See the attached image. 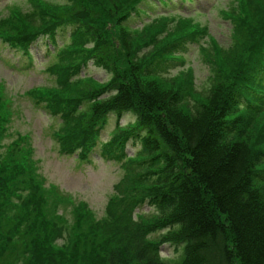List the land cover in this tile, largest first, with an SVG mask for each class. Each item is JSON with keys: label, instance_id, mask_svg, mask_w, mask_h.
<instances>
[{"label": "trees", "instance_id": "1", "mask_svg": "<svg viewBox=\"0 0 264 264\" xmlns=\"http://www.w3.org/2000/svg\"><path fill=\"white\" fill-rule=\"evenodd\" d=\"M190 1L196 0L117 3L110 12L115 31L151 35L121 55L127 67L119 65L122 49L105 24L81 25L62 15L59 27L75 29L71 42L76 31L86 34L85 47L69 50L45 34L54 41L48 50L61 58L55 86L69 96L45 107L60 119L55 137L76 158L91 160L100 149L104 160L121 162L119 207L109 206L97 222L83 217L80 225L42 213L48 198L41 192L49 189L35 176L25 135L7 147L26 154L24 163L8 154L0 159V264H264V48L253 50L259 65L252 68L239 60L224 70L209 58L203 90L189 68L165 74L161 63L182 65L189 35L165 38L167 31L159 38L164 30L148 18ZM157 42L154 57L141 55ZM29 44L20 45L28 59ZM88 64L107 78L82 74ZM107 127L109 137L100 142ZM129 141L138 143L132 155ZM67 227L71 235L58 242Z\"/></svg>", "mask_w": 264, "mask_h": 264}, {"label": "rangeland", "instance_id": "2", "mask_svg": "<svg viewBox=\"0 0 264 264\" xmlns=\"http://www.w3.org/2000/svg\"><path fill=\"white\" fill-rule=\"evenodd\" d=\"M173 1L178 3V0ZM119 2L0 0V159L8 154L18 164L24 163L26 154H14L10 149L15 148L7 150V147L27 135L30 144L26 148L31 150L27 156L33 162L35 176L49 189L41 192L45 200L48 198V203L40 210L66 222V226L82 224L83 217L100 221L106 218L109 206L110 210L119 207L117 201L120 198L115 195V187L124 176L121 162L104 160L100 149L92 152L91 160L76 158L61 150L62 145L54 133L61 124L60 119L49 114L45 107L50 102L69 96L59 93L55 86L58 77L56 69L61 58L48 50L54 41L52 43L45 34L49 33L58 41V46L69 50L76 44L84 43L86 34L76 31L71 42L69 35L75 29L68 32L59 27L62 15H72L81 25L104 28L106 25L113 32L112 39L122 49L119 65L127 67L126 59L121 55L124 52L133 53L151 35L144 31L140 38L138 34L129 36L130 31L125 29L115 31L118 20L110 12ZM64 6L67 9L62 10ZM177 9V12L148 18L154 20L151 23L157 24L155 27L164 30L159 38L167 31L171 32L165 38L170 33L171 36L180 32L189 35L183 40L182 65L171 68L174 63H161L165 74L172 75L181 68H189V76L203 90L209 85V58L220 63L224 70L230 65H237L239 60L243 61L244 67L259 65V58L253 50L264 48V0H196L195 3L190 1V4L183 2ZM52 26L55 27L50 28ZM125 33H128L127 37ZM28 41L31 43L29 59L20 50V45L27 43L28 46ZM158 44L160 42L148 45L141 55L154 57ZM82 74L101 81L107 78V74L93 64H88ZM109 128L106 132L101 130L100 142L109 137ZM22 145L19 142L17 147ZM137 147L138 143L133 145L129 141L127 154L132 155ZM72 229L64 228L58 242H64ZM163 252L166 254L167 249L163 248Z\"/></svg>", "mask_w": 264, "mask_h": 264}]
</instances>
